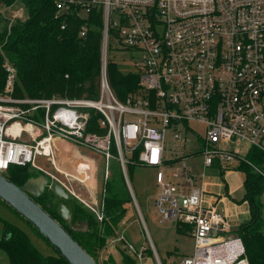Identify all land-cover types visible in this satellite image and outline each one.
<instances>
[{"label":"built area","instance_id":"obj_1","mask_svg":"<svg viewBox=\"0 0 264 264\" xmlns=\"http://www.w3.org/2000/svg\"><path fill=\"white\" fill-rule=\"evenodd\" d=\"M53 3L56 17L74 14L86 20L90 13L100 14L99 95L96 99L15 97L11 93L15 71L5 64L0 173L5 174L10 165L40 169L41 161L55 163L57 139L83 144L88 136L85 109L94 108L101 114L99 125L106 127L116 147L123 173L128 160L122 149L137 150L139 165L155 170L154 206L159 221L190 226L193 246L178 264H248L241 237L228 236L226 217L206 202L204 187L195 182L214 164L227 168L251 147L264 149V0ZM65 25L63 20L60 27ZM86 31L83 22L78 35L84 37ZM110 49L138 74L137 88L124 101L106 77ZM186 134L202 157L200 173H193L185 155H179L180 148L191 144ZM104 153L110 156L109 151ZM173 159H180L182 165L171 174L175 181L169 182L163 166ZM256 170L264 176V168ZM118 240L136 261L142 260L143 246L135 248L122 236Z\"/></svg>","mask_w":264,"mask_h":264},{"label":"trees","instance_id":"obj_2","mask_svg":"<svg viewBox=\"0 0 264 264\" xmlns=\"http://www.w3.org/2000/svg\"><path fill=\"white\" fill-rule=\"evenodd\" d=\"M10 5L22 6L25 17L4 24L0 29V92L3 91L6 78L5 64H10L15 71L11 92L15 97L56 95L96 99L99 95L101 71L100 14L90 13L86 20L74 14L56 17L53 0H0V6ZM63 20L66 25L61 28ZM83 22L87 25V31L84 37H80L78 31ZM106 77L112 91L122 101L138 86V74L128 68L123 70L111 58H107ZM85 111L88 113L86 133L105 136L106 127L99 125L100 112L94 108H86ZM110 151L117 154L114 144ZM137 158L138 152L135 150L126 163L128 175H131L136 164L139 165ZM130 159L136 163H132ZM237 163V170L243 173L244 192L240 201L248 203L249 218L239 224L235 233L243 241L248 264H264V229L261 228L264 216L261 201L264 176L256 170L264 168V149L251 147L244 157L238 158ZM117 167L121 168L119 164ZM219 172L222 174L220 170ZM41 173L37 168H30L29 164L10 165L5 176L16 185H21L29 177H36ZM34 199L72 234L98 264H136L123 251L122 260L119 261H115L112 256L99 261L96 256L115 235L131 200L121 171L118 176L110 174L106 177L102 206L98 213L72 196L66 199L57 196L48 186ZM59 201L67 206L71 223L84 220L87 221L88 228L73 231L56 211ZM0 202L6 205L3 201ZM2 222L0 248L8 255L9 264H68L52 247L53 252L45 255L21 228L5 220ZM29 226L41 236L30 224ZM189 229V225H175L177 233H188ZM6 234L8 236L4 237Z\"/></svg>","mask_w":264,"mask_h":264},{"label":"rangeland","instance_id":"obj_3","mask_svg":"<svg viewBox=\"0 0 264 264\" xmlns=\"http://www.w3.org/2000/svg\"><path fill=\"white\" fill-rule=\"evenodd\" d=\"M24 17L25 11L22 6H0V29L4 24L7 25L13 20L24 19ZM107 58L115 60V62L119 63L123 70L127 68L130 69L128 64H122L123 56L118 52L109 50L107 53ZM190 125L199 130L202 129V125L196 122H191ZM186 136L191 138V143L193 145L194 141L192 139V136H190L189 134H186ZM166 139L170 140L169 135H166ZM73 143L76 144L78 146V149H81L82 152L90 155L94 162L98 161V169L96 171L95 177L96 181L98 182V184L95 183V187H97L98 192H100L103 185L102 175L104 173L105 178L110 174H113L115 176H118L120 174L121 168L119 169L117 167V164H119L120 166V161L117 158V154L115 155L111 153L110 148L113 142L112 139L107 135L97 138L88 134V136L86 135L85 142L83 144L77 142ZM262 144L264 145V139L262 140ZM105 151H109V157L105 155ZM122 153L124 160H129V158H132V153H130L129 151L122 149ZM165 155L172 156V153L168 152L165 153ZM200 161L201 157L197 156L194 159H186L185 164L192 169L193 173H200L203 170V167L199 165ZM45 163H47L46 166H40L45 170L50 171L51 168L49 167V162L44 161V165ZM132 163L135 164L136 161L132 160ZM235 163L236 161L231 164H227V168H220L219 170L222 172V174L218 172L217 169L208 168L206 170V176L203 180L206 183V191L207 187H211V189L216 190V188L218 187L215 188V185L222 186L223 181L221 179L224 176V178L227 180V185L232 192L230 193V196L233 199L239 201L242 193L244 192L243 173L240 171H235L237 170V168H235L233 173L225 174L226 169H234V167H236L238 163ZM181 165V161H176L173 164L164 165L163 170L165 173H168L170 175L172 173H175L177 169L181 167ZM30 168L35 167L30 165ZM40 171L42 172L41 174L46 176L50 181L56 180L62 186L64 185L63 187L69 193L68 197L72 196L78 199V196H87V194H85L86 192L82 183H80L76 179H73L71 182L67 181L61 173H58V175H54L53 177H51L45 171ZM154 174V169L137 164L134 166L131 175L128 176L127 173L129 182L128 185L133 192V196L131 197L130 202L127 204V213L120 230H122V236L124 240L131 242V244L135 248L139 249L142 246L144 247V254L142 260L139 262L140 264H178L182 256L188 254L191 251L193 246V239L188 233H177L175 231L174 222L167 220H164L163 222L159 221V216L154 206V196L156 194ZM221 175H223L222 178ZM198 184H201V182H198ZM223 189L227 190L226 185L223 186ZM231 197L230 200L232 199ZM230 200L227 201L228 215H226V220L230 228L232 229H230V231L228 232V236H237V234L235 233V229L239 226L240 223L248 220L249 206L248 203L245 202L244 204L241 203V206L236 209L234 203L230 202ZM261 201L262 208L264 210V193L261 195ZM217 204L218 210L224 213L225 211L223 210V202L221 200H218ZM96 210L98 211L99 207ZM245 210L248 211L247 217L235 226V219L240 217V215H243L242 217H244L245 214H242V212L245 213ZM2 220L10 222L21 228L31 238V241L41 253L46 255L53 252L51 246L41 236L37 235L28 223H26L22 218L15 214L9 207L0 202V237L2 236L3 229ZM261 228L264 229V216ZM115 245L120 246V248L114 253L115 261L122 260V251L127 254L129 252L123 245V241H115ZM101 254L102 253L100 250L96 255L99 261L104 260L103 255ZM0 264H9L8 255L2 248H0Z\"/></svg>","mask_w":264,"mask_h":264},{"label":"water","instance_id":"obj_4","mask_svg":"<svg viewBox=\"0 0 264 264\" xmlns=\"http://www.w3.org/2000/svg\"><path fill=\"white\" fill-rule=\"evenodd\" d=\"M126 184L130 189L127 181ZM47 186L57 196L68 198V191L58 181H50L43 174L16 185L0 173V200L27 221L68 264H98L72 234L34 199ZM56 211L73 231L88 228L84 220L71 223L69 210L63 201L57 203Z\"/></svg>","mask_w":264,"mask_h":264},{"label":"crops","instance_id":"obj_5","mask_svg":"<svg viewBox=\"0 0 264 264\" xmlns=\"http://www.w3.org/2000/svg\"><path fill=\"white\" fill-rule=\"evenodd\" d=\"M195 145L196 144L193 143V145H192V143H191L190 146L187 144V147L183 148V150L180 148L179 149V151H180L179 155L180 154L185 155L184 156L185 160L188 158L194 159L197 156L201 157L200 153H197L198 150L196 149ZM53 149H54V155H55V163H48L51 165V166L49 165L51 170L50 171L46 170V173L51 177H53L54 175H58V173H61L67 181L72 182L73 179H76L77 181L82 183V185L85 189V192H86L85 194H87V196L86 195H84L85 197H79L78 196L77 198L84 205H86L89 209L98 213L101 206H102V196H103V185H102L100 192H98L97 187H95V183L98 184V182L95 179L96 171L98 169L97 168L98 161L94 162L90 155H88L85 152H82L81 149H78V146L76 144H74L73 142H70L69 140H63V139L55 140L54 145H53ZM116 152H117V150H116ZM176 161H180V159H173L170 164H173ZM170 164H168V165H170ZM40 165L46 166L47 163H45V165H44L41 161ZM199 165L202 166V157H201V161L199 162ZM120 167H121V164H120ZM208 168L217 169L218 172L220 169V167L217 164H214ZM208 168H206L203 171L204 175L201 178L196 179L195 185H199V186L204 187V190H205L204 194H205L206 202L213 204L215 206V208L217 209V211L226 217V215H228L227 201L230 200V197H231L230 193H232V192L229 189V187L227 185V180L224 178V176L222 179L220 178L223 181L222 186L215 185V188L218 187V188H216V190L211 189V187H209V188L207 187V191H206V183L203 180H204V177L206 176V170ZM235 168L236 167H234V169L233 168L226 169L225 174L233 173ZM40 170H43V168H40ZM121 171L123 173L122 167H121ZM235 171H239V170H235ZM104 175H105V173L102 175L103 184H104V181L106 179ZM123 177H124L125 182L126 181L128 182L127 168H126V171L123 173ZM167 180L169 182L175 181L174 178L171 177V174L170 175L168 174ZM198 182H201V184H198ZM128 184H129V182H128ZM225 185L227 187V190L223 189V186H225ZM155 186H156V184H155ZM80 187H82V186H80ZM129 188H130V186H129ZM128 191H129L130 197H132L133 196L132 190L129 189ZM156 191H157V186H156ZM99 194H100V197H99ZM240 199H241V197H240ZM240 199H239V201L235 200L233 198L230 200V202L234 203V206L236 209L241 206V203L244 204L246 202V201H240ZM218 200H221L223 202V210L225 211L224 213H222L218 210V204H217ZM98 207H99V210L97 211L96 209ZM242 214H245V216L242 217L243 215H240V217L236 218L234 221L235 226L240 221H243V219H245L247 217L248 211L245 210V213L242 212ZM248 218H249V216H248ZM124 220H125V218L121 221L118 229L115 231V235L112 236L107 241V244L101 249V253H102L101 255H103V259L109 258L110 256H112L113 259H115L114 253L120 248V246L115 245V241L117 242L118 238L120 236H122V230H120V228L122 227V223L124 222ZM230 229H232V228H230ZM121 246H122V244H121ZM128 254L132 257V255L130 253H128ZM134 261L136 262V264H140L135 259H134Z\"/></svg>","mask_w":264,"mask_h":264}]
</instances>
